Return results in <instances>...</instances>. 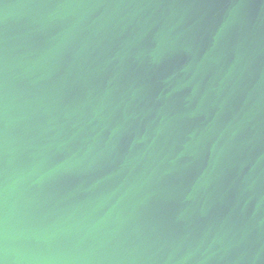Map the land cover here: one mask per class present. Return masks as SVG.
Instances as JSON below:
<instances>
[{
	"label": "water",
	"instance_id": "water-1",
	"mask_svg": "<svg viewBox=\"0 0 264 264\" xmlns=\"http://www.w3.org/2000/svg\"><path fill=\"white\" fill-rule=\"evenodd\" d=\"M0 264H264V0H0Z\"/></svg>",
	"mask_w": 264,
	"mask_h": 264
}]
</instances>
